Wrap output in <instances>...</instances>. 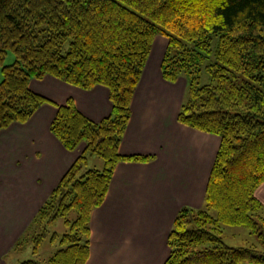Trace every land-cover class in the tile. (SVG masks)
Here are the masks:
<instances>
[{
	"label": "trees",
	"instance_id": "1",
	"mask_svg": "<svg viewBox=\"0 0 264 264\" xmlns=\"http://www.w3.org/2000/svg\"><path fill=\"white\" fill-rule=\"evenodd\" d=\"M158 34L168 39L163 77L187 79L179 122L220 137L204 203L178 211L164 264H264L263 251L229 246L220 235L222 224L243 225L264 244L254 217L264 183V0H0V130L27 122L50 102L30 87L46 75L83 89L104 85L112 102L101 121L82 113L73 98L56 105L51 132L66 149L81 143L85 149L13 246L33 254L17 264H85L92 211L104 201L117 164L152 159L123 155L120 144ZM10 50L14 61L5 64ZM88 153L101 157L104 168L82 171ZM60 217L68 230L52 233L59 244L43 262L36 255Z\"/></svg>",
	"mask_w": 264,
	"mask_h": 264
},
{
	"label": "crops",
	"instance_id": "2",
	"mask_svg": "<svg viewBox=\"0 0 264 264\" xmlns=\"http://www.w3.org/2000/svg\"><path fill=\"white\" fill-rule=\"evenodd\" d=\"M167 45L166 36H155L120 144L123 155L152 159L117 164L103 203L92 213V242L85 264H164L171 253L168 237L178 211L204 203L220 137L179 122L187 80L180 76L171 82L163 77ZM30 87L50 102L27 122H13L0 130V264H8L16 240L85 148L81 143L79 150L70 151L51 132L56 105L73 98L94 121L112 111L104 85L83 89L46 75L32 79ZM256 194L263 207L264 183Z\"/></svg>",
	"mask_w": 264,
	"mask_h": 264
},
{
	"label": "rangeland",
	"instance_id": "3",
	"mask_svg": "<svg viewBox=\"0 0 264 264\" xmlns=\"http://www.w3.org/2000/svg\"><path fill=\"white\" fill-rule=\"evenodd\" d=\"M162 35V34H161ZM217 38H214L212 41V51L215 52V49L217 47ZM168 46V45H167ZM151 52V51H150ZM150 55V54H149ZM14 52L13 51H9L6 59H5V64L11 63L14 61ZM214 58V55H210L209 60H212ZM184 76V75H182ZM237 82H242V79L244 78L242 74L237 73ZM185 77V76H184ZM3 78V74H2V68H0V81ZM186 78V77H185ZM187 80V79H186ZM208 79V74L206 72H203L202 74V83L207 82ZM187 89V86H186ZM186 94V93H185ZM185 97V96H184ZM81 145V144H80ZM80 147V146H79ZM85 149V148H84ZM79 150V148L77 149ZM76 151V150H75ZM82 151L79 152V155ZM78 155V156H79ZM88 157V162L87 164L84 166L82 171L88 170L89 168H98V169H103L104 168V160L99 157L98 155L95 154H91L88 153L87 154ZM99 161V164H97ZM75 162V161H74ZM97 165V166H96ZM99 165V166H98ZM62 179V178H61ZM60 182V181H59ZM59 184V183H58ZM57 184V185H58ZM56 185V186H57ZM54 190V189H53ZM52 190V191H53ZM52 193V192H51ZM50 193V194H51ZM49 194V196H50ZM48 196V197H49ZM48 197L46 198V200L48 199ZM45 200V201H46ZM44 201V203H45ZM43 203V204H44ZM103 203V202H102ZM42 204V205H43ZM41 205V207H42ZM40 207V208H41ZM39 208V209H40ZM97 208V207H96ZM95 208V209H96ZM39 211V210H38ZM37 211V212H38ZM94 211V209H93ZM92 211V213H93ZM36 212V213H37ZM213 214H215V211H212ZM36 215V214H35ZM35 215L33 216V218L35 217ZM76 216V212H73L70 217L74 218ZM258 222L260 223V229L264 231V206L260 208L258 215L254 216ZM33 218L31 219V221L33 220ZM31 221L29 222V224L26 226V228L24 229V231L28 228V226L30 225ZM172 228V227H171ZM222 228V232H221V237L223 239V241L232 247H240V246H253L255 247L257 250L259 251H263L264 252V244L261 242L260 237L258 236L257 233L252 232L249 228H247L246 226L243 225H230V224H222L221 225ZM66 230H68V226L65 224V219L64 217H60L56 220V222L52 225H49V232L47 234L46 239L44 240V242L41 244L40 247V252L39 254H37L36 256L38 258H40L43 262L47 261L50 256L54 253V251L57 249L58 244H59V238L56 239L55 242L51 241V235L53 232H58L60 235L65 232ZM24 231L21 233V235L24 233ZM42 231V229H41ZM90 246H91V242H92V230H91V223H90ZM21 235L19 236V238L21 237ZM18 238V239H19ZM17 239V240H18ZM16 240V242H17ZM15 242V243H16ZM15 245V244H14ZM170 246V245H169ZM171 248V247H170ZM172 249V248H171ZM171 254V253H170ZM90 255V254H89ZM29 257H33L32 251L30 248L25 249L23 251H14V253L10 254V256L7 258L8 260V264H17L18 263V259H26ZM17 258V259H16ZM169 258V257H168ZM166 262V261H165ZM239 264H251V263H247V262H242Z\"/></svg>",
	"mask_w": 264,
	"mask_h": 264
}]
</instances>
